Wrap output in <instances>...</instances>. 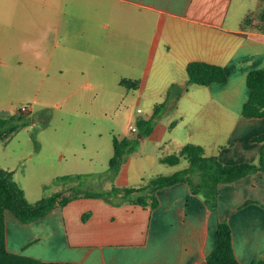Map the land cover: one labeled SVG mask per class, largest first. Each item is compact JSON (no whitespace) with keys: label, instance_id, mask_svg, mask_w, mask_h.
<instances>
[{"label":"crops","instance_id":"1","mask_svg":"<svg viewBox=\"0 0 264 264\" xmlns=\"http://www.w3.org/2000/svg\"><path fill=\"white\" fill-rule=\"evenodd\" d=\"M235 1L0 0V113L18 112L23 100L35 102L43 85L55 83L72 107L77 103L72 97L99 95L102 79L118 70L121 78L140 80L138 92L164 97L158 103L171 85L176 84L174 93L185 88L164 109L173 124L165 143L178 151L187 143L201 145L226 164L258 163L262 143L253 138L264 133V117L248 118L242 111L251 94L248 74L264 67V30L246 27L244 21L263 9L264 0L249 12ZM194 60L223 66L228 80L188 84L187 65ZM29 105L28 116L42 110ZM91 121L87 125L95 126L96 118ZM50 122L47 118L46 127H52ZM53 140V147L62 146L49 156L59 161L57 172L63 175H87L102 147L100 138L83 137L79 144ZM34 142L40 152L31 157L51 139L36 136ZM164 142L155 141L159 147ZM164 155L150 152L145 161L162 162ZM128 162L115 177L116 186L146 183L145 164L126 169ZM58 185L60 191L70 189ZM156 193L159 203L153 209L120 197L113 203L80 196L30 222L6 211L7 247L77 264H208L218 222L227 220L239 261H264V172L220 184L217 209L186 182Z\"/></svg>","mask_w":264,"mask_h":264},{"label":"trees","instance_id":"2","mask_svg":"<svg viewBox=\"0 0 264 264\" xmlns=\"http://www.w3.org/2000/svg\"><path fill=\"white\" fill-rule=\"evenodd\" d=\"M244 26H253L264 30V8L257 14H249L244 21ZM188 84L210 85L214 82L228 80L225 68L218 64L194 60L187 65ZM120 83L127 89L136 90L140 87V80L123 77ZM247 85L251 94L246 101L242 114L248 118L264 117V67L250 71ZM176 84L171 85L164 101L156 104L153 114L149 118L137 122L139 138L150 135L155 129V121L166 108L171 98H179L185 88L180 87L176 93ZM30 117L19 110L11 113H0V140L10 137L21 127L26 126ZM262 143L258 163L240 162L226 164L217 155H207L205 149L198 144L187 143L178 153L167 154L161 161L167 164H179L183 159L188 160V166L172 174H158L147 183L140 186H113L105 191H96L88 188L80 180L84 175H63L60 180H79L67 191H57L44 196L36 202H30L19 184L10 179L13 171L0 167V264H77L75 262L45 261L25 254L15 253L7 247L6 211H11L22 222H30L42 218L57 207L65 206L77 197H102L110 202L137 203L150 208H155L158 203L157 190L164 186L179 182L190 185L192 192L201 195L206 203L213 209L218 208L219 185L231 183L249 174L258 171L264 172V133L253 138ZM135 137L114 136V153L109 161V174L115 178L122 165L127 160V155L135 151L138 142ZM218 242L216 247L207 255L208 264H243L235 254L233 245V231L227 220L218 222ZM258 264H264L259 261Z\"/></svg>","mask_w":264,"mask_h":264},{"label":"rangeland","instance_id":"3","mask_svg":"<svg viewBox=\"0 0 264 264\" xmlns=\"http://www.w3.org/2000/svg\"><path fill=\"white\" fill-rule=\"evenodd\" d=\"M259 1L261 0H237L235 3H242L245 11L249 12L257 7ZM117 74L111 73L106 80L102 79L103 89L99 95L81 93L72 97L74 101H77L76 104L71 102L72 107H68L62 100L65 95L64 88L60 84L57 86L56 83L53 88L43 85L35 102L23 100L19 104L18 110L25 104H32L36 110H42L29 115L26 126L21 127L10 137L0 140V167L13 171L10 179L19 184L30 202H36L46 195L60 191L59 183L61 188L79 183V180H57L63 173L57 172L59 161L50 157L57 155L56 149L59 150L62 144L54 143L53 147L54 138L58 141L71 139L75 144H79L83 137L100 138L102 147L99 157L94 160L91 167H83L89 172H86L87 175L80 180V183L96 191H105L118 184L117 178H111L109 174V161L114 153V136L139 139L135 144V151L127 155L129 162L126 169L132 166L136 169V166L138 168V165L145 164L146 183L152 177L167 172L170 168L180 170L188 164L186 159L175 164L176 166L164 164L159 160L145 161L146 155L150 152L165 155L179 152L171 142H164L172 136L173 124L169 121L170 110H164L156 119L153 134L139 138L138 133L130 129V124L137 125L138 120L149 118L156 104L164 97L149 96L145 90L138 92L127 89L120 83L122 78L118 70ZM62 101V105H59ZM38 113L42 117H39ZM34 115L36 116L33 117ZM79 117L81 120H78ZM92 117L96 118L95 126L87 125L88 122H92ZM35 118L36 121H33ZM47 118H50L52 127H46ZM179 129L174 135H179ZM36 136L50 138L51 144L46 146V149L44 147L41 153L31 157L29 156L31 152H40L36 151L34 142ZM155 141H163L164 144L159 147Z\"/></svg>","mask_w":264,"mask_h":264},{"label":"built area","instance_id":"4","mask_svg":"<svg viewBox=\"0 0 264 264\" xmlns=\"http://www.w3.org/2000/svg\"><path fill=\"white\" fill-rule=\"evenodd\" d=\"M32 109L33 108L29 104H25V105L21 106V108H20V110L26 114H30L32 112ZM130 129L132 130V132L138 131V127L135 124H130Z\"/></svg>","mask_w":264,"mask_h":264}]
</instances>
